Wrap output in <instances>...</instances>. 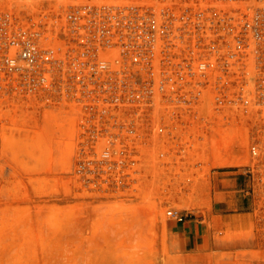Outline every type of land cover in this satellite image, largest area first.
Wrapping results in <instances>:
<instances>
[{
    "label": "built area",
    "instance_id": "1",
    "mask_svg": "<svg viewBox=\"0 0 264 264\" xmlns=\"http://www.w3.org/2000/svg\"><path fill=\"white\" fill-rule=\"evenodd\" d=\"M0 99L53 106L77 173L135 185L208 121L264 119V0H0Z\"/></svg>",
    "mask_w": 264,
    "mask_h": 264
},
{
    "label": "rangeland",
    "instance_id": "2",
    "mask_svg": "<svg viewBox=\"0 0 264 264\" xmlns=\"http://www.w3.org/2000/svg\"><path fill=\"white\" fill-rule=\"evenodd\" d=\"M262 120L208 121L185 154L146 157L137 184L115 187L76 172L78 141L53 106L0 99V264H264ZM233 177L245 183L236 197L254 203L250 229L210 219L215 180ZM170 208L191 216L178 222ZM192 220L217 243L186 245L173 224Z\"/></svg>",
    "mask_w": 264,
    "mask_h": 264
},
{
    "label": "crops",
    "instance_id": "3",
    "mask_svg": "<svg viewBox=\"0 0 264 264\" xmlns=\"http://www.w3.org/2000/svg\"><path fill=\"white\" fill-rule=\"evenodd\" d=\"M232 172L227 170L225 173L229 174ZM214 183L216 195L214 196L210 219H220L223 223V228L227 230L250 229L252 224H254V203L247 196L236 197L235 194L237 191L236 187L239 185L244 186L243 180L239 177L218 178ZM173 227L177 236L179 238L182 236L185 239L186 245L191 241L197 243L202 236L205 240L207 235H210L212 242L217 243L214 239L212 228L208 230L205 225H200L193 220L185 223H174ZM204 230L207 233H203Z\"/></svg>",
    "mask_w": 264,
    "mask_h": 264
},
{
    "label": "bare ground",
    "instance_id": "4",
    "mask_svg": "<svg viewBox=\"0 0 264 264\" xmlns=\"http://www.w3.org/2000/svg\"><path fill=\"white\" fill-rule=\"evenodd\" d=\"M33 262V261H32Z\"/></svg>",
    "mask_w": 264,
    "mask_h": 264
}]
</instances>
